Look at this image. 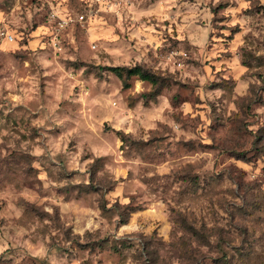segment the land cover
<instances>
[{"label": "clouds", "instance_id": "clouds-1", "mask_svg": "<svg viewBox=\"0 0 264 264\" xmlns=\"http://www.w3.org/2000/svg\"><path fill=\"white\" fill-rule=\"evenodd\" d=\"M0 264H264V0H0Z\"/></svg>", "mask_w": 264, "mask_h": 264}]
</instances>
